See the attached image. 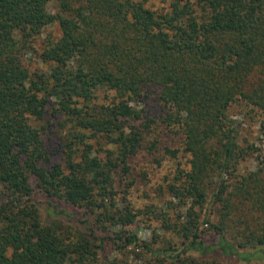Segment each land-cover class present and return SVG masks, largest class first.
Returning <instances> with one entry per match:
<instances>
[{"label": "trees", "instance_id": "1", "mask_svg": "<svg viewBox=\"0 0 264 264\" xmlns=\"http://www.w3.org/2000/svg\"><path fill=\"white\" fill-rule=\"evenodd\" d=\"M50 1L0 0V264H264V145L231 113L259 114L264 142V0ZM154 100L147 145L136 105ZM144 148L175 164L168 200L135 209ZM155 219L174 236L142 238L136 224Z\"/></svg>", "mask_w": 264, "mask_h": 264}, {"label": "rangeland", "instance_id": "2", "mask_svg": "<svg viewBox=\"0 0 264 264\" xmlns=\"http://www.w3.org/2000/svg\"><path fill=\"white\" fill-rule=\"evenodd\" d=\"M147 3L154 8H161L164 5L165 6L169 5L170 0H148ZM49 9L52 12H57L58 0H51L49 3ZM60 33L61 30L58 23L46 27L43 33L34 42L35 49L37 51H41L45 46V40L47 37L58 36L60 35ZM25 59L27 64L32 69L41 68L42 66V63L40 62L37 54L35 53L27 54ZM156 105L157 104L155 100L151 101V104L143 103L136 105V107L140 112V115L142 116L143 114L144 116L143 119L145 120L146 125L150 128H153L152 132L148 130V133H146V138L148 141L147 145L150 143L152 144L153 142L151 141L152 138L156 137L155 117L159 115V110ZM141 109L144 110L143 113ZM231 113H232V117L235 119L236 123L238 124V127L240 128L241 131L240 135L244 141L248 140L251 141L250 143H254L253 144L254 149H256V147H258L259 145H264V142L258 139V130L260 127L259 124L261 121L259 120L261 118L259 114H256L255 111H252L249 107L245 106L244 104L242 105L235 104L231 109ZM45 122L47 121L45 120ZM47 123L49 124V132L46 135L47 143L48 145H50L52 149H56L57 123L56 122H52V123L47 122ZM161 139L158 138L160 143L166 142V138H163L162 140ZM96 147H95V151L100 150L101 153L99 151L98 153L99 155H102L104 153L103 147L99 145H97ZM255 153H256L255 155H258L261 159H264V148L262 150H256ZM157 155L158 154H152L151 152H149L147 148H144L134 158L133 165H134L135 173L138 175V181L128 191V200L135 207V209L144 207L148 203H155L157 205H162L169 198L168 195L164 194L161 191L160 185L163 182L162 181L163 175L165 173H168L170 170H172L175 162L174 160L166 156L163 157L162 165L159 166L155 163V158L157 157ZM186 157L187 156H183L180 159L185 162ZM58 159L59 157L55 158V160ZM257 164L258 161H256L255 158H251L247 161L246 166L255 168ZM161 223L162 220L158 221L157 219H155L154 221L143 220V221H139V223H137L136 226H138L139 228V235L145 239L151 238L154 233L153 232L154 230H157V232H159L161 235H164L165 237L174 236L172 234H168L165 231H163V229L161 228ZM210 257L218 260L216 264L219 263L238 264V261L231 259V257L220 256L218 255V253H211ZM109 261H110L109 264H111V262H113V257H111ZM98 263L107 264V262H105L104 260L103 261L99 260Z\"/></svg>", "mask_w": 264, "mask_h": 264}]
</instances>
